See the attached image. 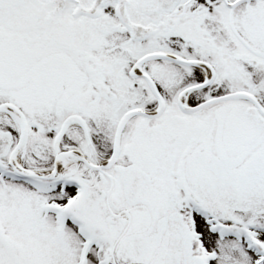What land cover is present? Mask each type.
Instances as JSON below:
<instances>
[{"label":"snow or ice","instance_id":"obj_1","mask_svg":"<svg viewBox=\"0 0 264 264\" xmlns=\"http://www.w3.org/2000/svg\"><path fill=\"white\" fill-rule=\"evenodd\" d=\"M0 264H264V0H0Z\"/></svg>","mask_w":264,"mask_h":264}]
</instances>
